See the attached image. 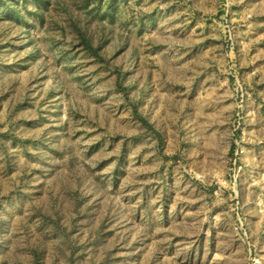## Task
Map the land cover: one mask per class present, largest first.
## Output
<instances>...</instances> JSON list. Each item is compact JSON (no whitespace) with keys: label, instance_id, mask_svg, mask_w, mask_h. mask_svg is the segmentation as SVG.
Instances as JSON below:
<instances>
[{"label":"rangeland","instance_id":"374dc122","mask_svg":"<svg viewBox=\"0 0 264 264\" xmlns=\"http://www.w3.org/2000/svg\"><path fill=\"white\" fill-rule=\"evenodd\" d=\"M221 3L0 0V264H264V0Z\"/></svg>","mask_w":264,"mask_h":264},{"label":"crops","instance_id":"0c3cea01","mask_svg":"<svg viewBox=\"0 0 264 264\" xmlns=\"http://www.w3.org/2000/svg\"><path fill=\"white\" fill-rule=\"evenodd\" d=\"M210 2H212L213 4H215L216 2L218 4H220L221 3V0H210ZM232 4H233L232 6H234L235 9L238 8V11L240 13V16H239L238 19L233 17L234 14L236 13V12H234L235 10L232 12V15H231V21L233 22V24L235 23V24L238 25V27H235V28H237V29H235V39L237 41V44L239 45L238 46V49L239 50H238L237 53L226 52V55H224V58L222 60H223V62L224 61L225 62L227 61V64L225 63V65H227V66H228L229 63H231L232 61H234L235 62V64H234L235 72L241 78V44H240L241 43V3L232 2ZM202 7H205V6H201V8ZM227 79H228L227 80L228 82L231 81V78L230 77H228Z\"/></svg>","mask_w":264,"mask_h":264},{"label":"built area","instance_id":"2783aa9c","mask_svg":"<svg viewBox=\"0 0 264 264\" xmlns=\"http://www.w3.org/2000/svg\"><path fill=\"white\" fill-rule=\"evenodd\" d=\"M227 6V5H226ZM228 7V6H227ZM228 9H226V11H225V16H226V18L227 19H224V21H225V23L228 21ZM224 18V17H223ZM226 27H228V29H227V33H228V39L232 42V43H236V39H235V35H234V33H232L231 32V29H229V25L226 23ZM232 45V44H231ZM237 79V81L239 82V79L238 78H236ZM240 85V84H239ZM241 86V85H240Z\"/></svg>","mask_w":264,"mask_h":264}]
</instances>
